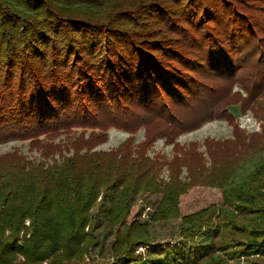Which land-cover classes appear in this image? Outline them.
<instances>
[{
    "label": "trees",
    "instance_id": "obj_1",
    "mask_svg": "<svg viewBox=\"0 0 264 264\" xmlns=\"http://www.w3.org/2000/svg\"><path fill=\"white\" fill-rule=\"evenodd\" d=\"M232 104L264 122V0H0V145L51 158L0 155V264H93L102 226L109 264L264 259V125L240 129ZM220 120L231 138L178 143ZM109 127L130 137L95 150ZM158 139L170 159L149 156ZM196 187L220 204L179 215ZM139 195H160L149 220L178 219L176 242L128 222Z\"/></svg>",
    "mask_w": 264,
    "mask_h": 264
},
{
    "label": "rangeland",
    "instance_id": "obj_2",
    "mask_svg": "<svg viewBox=\"0 0 264 264\" xmlns=\"http://www.w3.org/2000/svg\"><path fill=\"white\" fill-rule=\"evenodd\" d=\"M234 91H239L243 94L239 86L234 87ZM244 95V94H243ZM228 112L234 117V122L237 126L245 130L247 133H260L263 121H259L250 110H246L241 113L240 104H232L228 106ZM82 130H74L70 135H60L55 141L56 143H66L69 138L73 139L77 137V134ZM91 131L88 130V135ZM107 142L99 145L95 150L109 151L116 149L126 138L130 137L128 134L109 127L106 131ZM144 129H140L134 134L135 144L143 141ZM232 127L230 124L223 120L210 121L196 131L181 135L178 137V143L182 146H186L191 142H196L200 145L199 151L204 152V148L201 146L205 139L224 140L231 138ZM172 147L164 144L163 139H158L153 143V146L148 150L149 156H154L156 153H160L164 157L170 159L172 157ZM18 151L23 157L28 160H43L40 157V153L36 150H30L27 142L12 141L7 144L0 145V155L10 153L12 151ZM67 153H65L66 155ZM55 159L58 156L55 155ZM51 158L43 161L49 162ZM169 172L165 168L161 172L160 178L164 181L168 180ZM185 176L183 170L182 177ZM221 191L217 188H205L196 187L190 190L187 194L181 197L179 206V215L185 216L191 213L197 212L200 209H204L211 204L219 205L221 202ZM160 199V195H139L132 201V213L128 219V222L137 221L139 223L148 224V234L150 235L151 242L154 245H161L163 243H173L178 240L179 224L180 221L168 220L163 222L152 223L149 220V215L154 213L156 205ZM27 224V223H26ZM97 239L96 246L86 254L85 260L93 264H109L112 261L111 244L114 240L113 231L110 232L108 228L102 226L94 232ZM138 252H142L139 249ZM21 260V259H20ZM239 262V263H238ZM232 264H264V259L254 256L247 260L241 258L237 263Z\"/></svg>",
    "mask_w": 264,
    "mask_h": 264
}]
</instances>
